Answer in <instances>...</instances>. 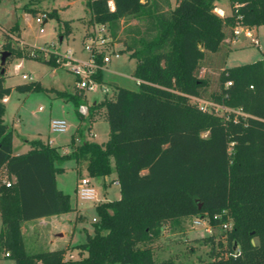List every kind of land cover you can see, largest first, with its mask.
<instances>
[{
	"label": "trees",
	"instance_id": "1",
	"mask_svg": "<svg viewBox=\"0 0 264 264\" xmlns=\"http://www.w3.org/2000/svg\"><path fill=\"white\" fill-rule=\"evenodd\" d=\"M214 1L176 0L171 7L169 0H86L88 24H106L135 60L137 87H114V96L87 106V116L77 110L79 121L87 123L102 110L109 135L101 143L89 141L78 128L81 141L70 154L40 141L12 154L4 98L13 87L33 92L40 86L36 81L6 86L0 72V173L5 169L12 180L8 187L0 181V253L15 264H174L152 262L148 244L163 223L195 216L211 226L226 220L231 225L218 238L220 250L212 259L193 264H264V52L256 61L223 68L226 39L238 25L264 23V0H230L228 16L214 11ZM131 19L138 24L122 28ZM17 30L14 25L3 32L9 55L59 65L52 54L13 46ZM70 32L66 21L60 33ZM96 61L102 64V54ZM203 68L210 70L201 75ZM94 78L102 81L101 69ZM191 97L240 109L244 116L204 111ZM68 98L78 109L79 98ZM68 157L86 159L90 176L115 173L120 196L95 205L93 234L74 246L84 256L66 259L64 249L29 253L22 222L73 210L55 183L61 169L55 162Z\"/></svg>",
	"mask_w": 264,
	"mask_h": 264
},
{
	"label": "rangeland",
	"instance_id": "2",
	"mask_svg": "<svg viewBox=\"0 0 264 264\" xmlns=\"http://www.w3.org/2000/svg\"><path fill=\"white\" fill-rule=\"evenodd\" d=\"M215 3L222 11L230 13V0H215ZM25 7L34 9L36 13L33 14ZM37 16L41 17L42 23L36 22ZM88 18L90 10L86 6V0H0V65L1 52L4 51L2 44L5 41L2 27L10 28L14 25L18 28L20 41L12 40L13 46H25L31 54L38 53L45 57L52 54L61 62L54 67L35 59L11 54L3 64L4 83L7 86L30 81H36L40 86L33 92H20L13 87L5 100L3 120L11 130L12 153L15 155L23 154L32 146V142L36 141L55 147L59 154H70L80 143L81 138L77 132L79 120L77 107L68 96H77L79 102L87 106L99 101L104 94L99 84L86 92L76 88V74L64 63L62 56L71 50V58L76 61L88 58L82 39L85 30L83 23L88 27L86 33L94 26L88 24ZM66 21L71 24V32L61 34L63 23ZM127 23L129 24L124 23L122 27L138 24V20L131 19ZM251 33L255 34L258 44H252L248 39L242 38L234 42L226 56V66H237L262 58L264 23L252 28ZM118 36H123L121 30ZM112 41L106 54H109L110 50H115L118 55L116 57L112 55L110 62L102 66V81L111 86L116 83L129 89H136L137 84L133 76L135 60L119 41L115 39ZM22 74L30 78L24 80ZM211 76L216 78L217 72H211ZM57 91L65 92L67 95L58 94ZM102 114L103 111L99 110L98 115L94 116V122L87 123L85 120L81 122L80 129L84 131L91 129V132L84 133V139L98 143L107 140L109 127ZM53 119L65 120L67 130L51 131L49 123ZM55 165L61 168L55 173L57 189L68 196L71 208L74 211L79 210L81 215L77 216L78 213L75 215L77 221L71 238V247L59 248L60 245L56 244L54 250L64 249L66 259H78L84 251L78 249L79 253L76 251L72 254L68 253L67 249H76L75 245L84 242L87 235L93 234L94 219L95 221L97 219L95 205L104 199H117L120 195L119 189L114 184L115 173L105 177L90 176L86 159L68 157L61 162H55ZM80 178H88L94 186L96 191L94 200L77 199L76 184ZM194 218L195 216H188L182 218L180 223L167 221L162 224L159 237L148 244L150 249L147 251L152 262L171 260L174 264H193L212 259L214 253L220 250L216 242L224 235V230L220 226L209 228L207 219L203 224L195 225ZM22 225L25 249L29 253L49 250L51 247L49 240L58 242L60 236L67 235L66 239L68 237V232L56 226L55 221L50 218L30 220L22 222ZM209 236H212L213 242L208 240ZM0 264H15V261L0 253Z\"/></svg>",
	"mask_w": 264,
	"mask_h": 264
},
{
	"label": "built area",
	"instance_id": "3",
	"mask_svg": "<svg viewBox=\"0 0 264 264\" xmlns=\"http://www.w3.org/2000/svg\"><path fill=\"white\" fill-rule=\"evenodd\" d=\"M112 7V6H111ZM42 16V15H41ZM36 22L42 23V19L40 16L36 17ZM91 31L85 34L83 38V46L84 50L88 53V58L84 61H76L73 58H71L72 52L71 50L66 51L62 58H64V63L68 66H70L71 70L76 74V87L80 91H89L92 90L96 84H99L94 78V74L96 73L97 69H102V66L106 63L110 62L111 56L114 55L115 57L118 55V52L115 50H110L109 54H106L109 45L111 42H113L110 31L108 29V26L106 24H94ZM240 29L244 30V35L249 38L250 42L252 44H258V40L256 39L255 35L251 33L250 28L247 26H236L233 29L234 34H239ZM42 31V29H40ZM98 54H102V64H98L96 61V56ZM56 62L61 63L59 58L56 59ZM22 78L26 79L28 76L26 74H22ZM230 82L228 81L226 85H229ZM104 92L108 91L107 87L100 86ZM252 87V86H251ZM191 101L198 104V106L204 110L209 112H214L218 114H225L228 112H234L235 114L243 115L244 113L241 112L240 109H229L224 106L215 104L211 101H203L199 100L195 97H191ZM78 112L83 115L87 116L88 114V107L86 105L80 104L78 106ZM220 112V113H219ZM49 128L53 132H65L67 130V122L63 119H53L49 123ZM230 145H233L231 142ZM2 172H5V169L2 170ZM2 172L0 173V181L2 184H4L6 187L10 186L12 180L7 178V176H2ZM76 197L78 200L81 201H87V200H94L96 197V191L92 183L88 178H80L76 184ZM221 215H214V218H220ZM206 218L202 217H195L193 220V223L195 225L203 224L205 222ZM95 221V219H94ZM208 223V227L211 228L208 220H206ZM231 222L229 220H226L219 224L223 230L230 229ZM208 228V229H209ZM5 256H8V253L6 252L4 254Z\"/></svg>",
	"mask_w": 264,
	"mask_h": 264
},
{
	"label": "crops",
	"instance_id": "4",
	"mask_svg": "<svg viewBox=\"0 0 264 264\" xmlns=\"http://www.w3.org/2000/svg\"><path fill=\"white\" fill-rule=\"evenodd\" d=\"M169 2H170V6L171 7H174V5H175V3H176V0H174V1H171V0H169ZM112 3V1H109V6H110V8L111 9H113V3ZM214 4H215V9H214V11L217 13V14H219L220 16H228V15H230L231 14V7H230V13H225L224 11H222V9H220L218 6H217V4L215 3V1H214ZM112 6V7H111ZM89 19V18H88ZM83 22V21H82ZM127 25L129 24V23H126ZM71 25V24H70ZM90 25V24H89ZM83 26H84V28H85V30H84V34H86V32L88 31V27H87V24H85V23H83ZM90 26H92V25H90ZM255 27V26H254ZM254 27H248V28H250V30L252 29V28H254ZM123 28V27H122ZM8 28H4V27H2V31L4 32V31H6ZM83 34V35H84ZM255 35V34H254ZM242 38V40H244V39H248L249 40V38L248 37H246L245 35H244V30L243 29H240V32H239V34H234L233 33V35L230 37V38H227L226 39V42L228 43L227 44V47H228V52H227V54H226V56L228 55V53H229V51L231 50V45L234 43V42H238V40L239 39H241ZM83 39V38H82ZM249 42H250V40H249ZM120 43V45L123 47V45H122V43L121 42H119ZM124 48V47H123ZM225 62H226V57H225V60H224V64H223V68H225V67H228V66H226V64H225ZM222 68V69H223ZM210 69H207V68H203L202 70H201V75H204V73L206 72V71H209ZM30 77L28 76V78H26V79H24V80H27V79H29ZM23 79V78H22ZM135 81H136V79H135ZM5 84V83H4ZM136 84H137V82H136ZM6 85V84H5ZM99 85L100 86H104V87H107L108 88V91L107 92H104L103 91V89L101 88V90H102V92H103V97L104 96H114V94H115V88L114 87H116V86H121V85H119V84H116V83H114V84H112V86L111 85H108V84H106V83H104L103 81H101V82H99ZM7 86V85H6ZM15 86V85H14ZM11 87H13V86H11ZM124 87V86H123ZM77 88V87H76ZM94 89V88H93ZM92 89V90H93ZM89 91H91V90H89ZM109 93V94H108ZM102 97V98H103ZM6 98H7V96L4 98V104H5V100H6ZM101 98V99H102ZM100 99V100H101ZM99 100V101H100ZM98 102V101H97ZM81 104V103H80ZM95 104V103H94ZM93 105V104H92ZM88 106V105H87ZM4 121V120H3ZM94 122V121H93ZM5 123V122H4ZM7 124V123H6ZM80 124H81V122L78 120V125H77V130H78V128H80L79 126H80ZM7 126H8V124H7ZM88 127L90 128V124L88 125ZM9 128V127H8ZM92 128V127H91ZM86 132H91V129H85V131H84V133H86ZM84 135V134H83ZM31 148V147H30ZM29 148V149H30ZM29 149H27L25 152H27ZM24 152V153H25ZM13 155H15L14 153H12ZM4 175V172H2V176ZM115 179H116V174H115ZM114 179V180H115ZM114 184L118 187V189H119V186H118V182L115 180V182H114ZM120 194V193H119ZM120 196V195H119ZM119 198V197H118ZM106 200H108V199H104V200H101V201H106ZM100 201V202H101ZM76 213H78L77 214V216L78 215H81V213H80V211L79 210H76V211H74V210H72V211H69V212H66V213H61V214H56V215H49V216H45V217H40V218H36V219H33V220H39V219H41V220H44V219H47V218H50V219H52L53 221H55V223H56V226H58V227H61V228H63V230L64 231H66V232H68V237H67V239H66V236L67 235H64L63 237H59L60 238V242L58 241H56V240H49V244L51 245V247L49 248V250H54V249H56L55 247H54V245H56V244H58V245H60L59 246V248H61V247H65V246H69V248L71 247V238H72V236H73V231H74V227H75V225H76V223H75V221H77V219H75V215H76ZM30 221V220H29ZM24 222H26V221H24ZM68 222V224H66ZM71 222H73L72 224H71ZM0 226H1V223H0ZM22 229H23V225H21V231H22ZM22 235H23V231H22ZM24 236V235H23ZM23 240H24V237H23ZM62 243H63V245H62ZM24 244H25V240H24ZM66 244V245H65ZM79 244V243H78ZM62 245V246H61ZM76 251H78V253H79V250L76 248V249H67V252L68 253H72V254H74V253H76ZM83 254H82V256H84L85 255V252H82ZM5 256V255H4Z\"/></svg>",
	"mask_w": 264,
	"mask_h": 264
},
{
	"label": "water",
	"instance_id": "5",
	"mask_svg": "<svg viewBox=\"0 0 264 264\" xmlns=\"http://www.w3.org/2000/svg\"><path fill=\"white\" fill-rule=\"evenodd\" d=\"M8 56H9V52L8 51L4 50V51L1 52V65H3L5 63V60H6V58ZM0 72L3 73L4 72V68H2Z\"/></svg>",
	"mask_w": 264,
	"mask_h": 264
}]
</instances>
